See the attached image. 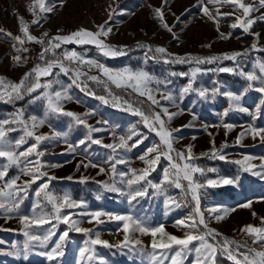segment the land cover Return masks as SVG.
I'll return each instance as SVG.
<instances>
[{
	"label": "rangeland",
	"instance_id": "374dc122",
	"mask_svg": "<svg viewBox=\"0 0 264 264\" xmlns=\"http://www.w3.org/2000/svg\"><path fill=\"white\" fill-rule=\"evenodd\" d=\"M243 2L259 9L251 12L250 18L255 19L264 14L260 0ZM30 5L34 7L36 16L29 11ZM45 5L52 11L41 12L34 0H0V29L22 36L18 18L23 17L29 24L31 35L40 38L47 32L48 37L45 38L47 40L56 35H68L80 28L95 32L99 25H105L106 28H111V33L102 39L114 48L122 49L125 54L105 56L94 45L67 43L49 51L44 60H41L40 53L46 45L26 42L24 47L28 48V51L18 53L16 48L20 45L0 33V77L5 78L7 82L19 83L24 74L37 64L43 65L45 61H53L61 57L63 52L72 50L86 60H96L113 71L129 69L147 72L153 78L149 86L153 90H158L154 91V95L160 100L161 105L167 107L170 113H177L170 122H167L169 129H178L173 132L175 151L171 155L175 159L177 152L186 153L187 146L191 145L196 158L190 163L204 169V174L195 173L194 179L204 185L199 189V198L201 210L208 220L209 227L221 234L217 237L218 240L222 241L223 237H227L239 243L247 241L248 247L264 250L259 244H252L253 237L240 231L249 224L262 226L264 140L260 135L253 138L249 133L237 143V137L246 129H264V93L255 90L261 86V82L259 80L249 82L240 75L241 70L245 73L255 71L258 76L262 75L255 65L257 61L264 63V51L252 50V45L256 44L258 49L264 48V20H256L250 32L244 33L241 28H231L235 16L242 15V10L237 11L234 6L228 4H211L208 0H203V4L201 0H45ZM204 6H207L213 15H216V9H219L221 14H231L217 17L219 31L217 24L203 14ZM157 8L162 9L164 22L172 28V32L162 27L160 19L155 15ZM34 18H39L38 25L31 24ZM220 33H231V36L228 39H221ZM138 44L148 45L153 50L156 47H164L171 57H222L226 53H243L245 50H248V54L237 57L236 60L221 59L212 63L197 64L194 61L164 63L162 54L148 52L147 48H140ZM16 55L25 58L26 63H16L13 60ZM65 64L72 69L78 68L86 75H82L77 84H73L74 73L64 75L59 69H54V73L59 74L42 78L41 83L59 80L60 83H53L52 90L67 89L72 97L71 100L61 101L63 109L80 115L88 125L100 129L93 132L92 137L101 140L102 143L95 144L86 140L85 144H79L80 140L86 138L88 129L84 125H77L72 117L51 113L45 117L46 101L36 99L41 96L44 89L24 93L22 99H14L11 102H8L7 97L0 100V121L12 119L18 111H23L25 120L31 116L45 119L44 125L36 131L37 134L50 137L39 146V150L43 152L39 157L41 171L47 173V176L31 184L26 194H20L23 199L18 209L11 213L0 210V264H171L170 258L174 252L159 247L154 250L151 247L153 237L141 235L139 232L129 234L130 242H125L128 245L126 247L92 245L93 259L90 261L81 259L80 249L85 247V241L89 240V236L95 238L96 232L99 233L101 240L108 241L110 245L124 241L121 222L103 216L102 224L88 223L89 217L80 215L81 212L103 211L112 216L131 215L150 226L163 225L166 233L182 238L187 229L178 225L177 221L185 220L192 213L194 202L191 201L190 194L185 195L181 189L164 181L163 170L169 167V161L163 157L147 177L152 184L162 186L161 192H157L144 181L142 185L147 189V194L129 203L127 195L110 192L102 187V182L115 183L116 187L126 193L127 185L121 183V180H126L127 177H121L120 174L128 173L129 168L146 167L139 157L147 148L159 143V138L144 125L141 117L127 112L126 102L138 107L145 114L150 110L160 111V108L152 106L150 109V102L146 101L145 97L139 96L131 89L117 88L95 67L89 68L87 65L68 61H65ZM194 68L200 69L194 82L197 91L182 96L181 89L189 82ZM222 68H231L233 71H220ZM181 73L188 75L182 76ZM89 76H97L99 81L90 80ZM249 83L253 85L251 88ZM200 90L206 92V97L199 96ZM93 92L95 97L92 98ZM159 92L171 93L173 100L160 99ZM229 92L239 96V100H231L225 95ZM99 97H104L108 103H104ZM241 108L247 111H241ZM225 124L232 125V129L230 131L225 129ZM11 127L16 128V131L9 132L6 139L14 151L19 153L34 143L32 138H27L25 144L16 148L15 141L23 136L24 132L20 125ZM121 136L125 139L132 136L128 141L129 145L137 139H141L142 143L134 148L117 149L115 154L111 149L103 147L104 144L119 143ZM213 141L219 154L226 157L225 160L212 157ZM225 144L227 147L221 149V145ZM68 145H72L76 149L75 152L70 151ZM205 153L206 155H202ZM109 155H114L115 159L109 161ZM245 156L251 157L249 163L256 166L252 171H244L241 165L232 162L243 160ZM28 159L34 161L37 157L33 155ZM115 160H124L126 163L116 164V173L113 174L111 168ZM81 161L85 163L91 161L98 167L81 166L78 169L77 164ZM177 162L182 165L185 161ZM5 165H8L7 158L0 157V170H6V176L0 180V186L18 175L20 176L18 184L29 179L20 173L23 163L19 166L8 165L6 169ZM100 167L105 169L103 173L99 172ZM253 171L261 174L253 175ZM171 172L170 169V175ZM53 176L56 179L51 180L47 191L56 197L68 195L74 201L82 202V207L65 208L62 214H70L72 219L80 221L79 226L82 228L93 229L89 235L71 230L69 225L54 219L51 224L31 226L30 229L21 223V217L31 219L40 215L49 217L54 215L52 206L44 199L43 193L40 197L36 196L40 184ZM82 177L87 179L82 182ZM223 179H231L234 183H217L216 186L207 183L208 180ZM181 183L186 189L187 181L181 180ZM168 197L174 198L180 207L175 205L166 207L164 201ZM247 202H251L250 208L240 206ZM214 207L235 211H230L226 218L218 222L212 218L213 214L207 211ZM50 229L55 235L43 246L38 242H29L24 235L25 231H30L31 234L43 238ZM199 230L203 231V226H199ZM64 232L68 235L62 242L63 255L49 261L47 253L60 242L59 237ZM135 240L141 243L137 245L134 243ZM156 240L158 242L163 240L166 243L167 237L158 233ZM26 242L29 243L27 250ZM197 244L198 242L194 241L192 246ZM231 247L235 248L234 245ZM245 251L246 248L240 249L242 253ZM153 253L155 259L152 258ZM194 258L195 253H191L182 264H193ZM217 264H234V261L226 255H218Z\"/></svg>",
	"mask_w": 264,
	"mask_h": 264
},
{
	"label": "snow or ice",
	"instance_id": "6c2138e0",
	"mask_svg": "<svg viewBox=\"0 0 264 264\" xmlns=\"http://www.w3.org/2000/svg\"><path fill=\"white\" fill-rule=\"evenodd\" d=\"M211 4H228L235 7V10H242V15L235 16V22L231 24V28H241L244 33H249L253 24L256 23V20H264V14L255 19L250 18V13L253 11H259L258 8H254L251 5H247L243 2V0H208ZM34 3L39 6L41 12H51L52 9L50 7H46L45 0H34ZM201 4H203V0H201ZM260 6L264 7V0H260ZM203 14L213 22L217 24V31H219V20L217 17L224 15H231L230 13L219 12V9H216V15H213L207 6L203 7ZM29 11L33 12V15L36 16V12L33 6H29ZM155 15L158 19H160L162 27H164L168 32H172V28L164 22V13L162 9H155ZM19 30L22 33L21 35H13L10 32H5V30L0 29V33L10 37L14 41H16L20 47L16 48V51L20 53L21 51L27 52L28 48L24 47L26 42H35L37 44L46 45L43 51L40 53V59L44 60L45 55L49 51H53L54 49H58L61 47V44L67 43H76L80 45H94L99 51L102 52L105 56H117L124 55V51L122 49L114 48L113 46L105 43V40L102 38H107L111 33V28H106L105 25H99L98 30L93 32L84 28H80L77 31H74L68 35H56L51 37L50 39H45L48 37V33L45 32L40 38L33 36L29 31V24L23 19V17H19ZM40 23L39 18H34L31 21L32 25H38ZM231 33L224 34L220 33L221 39L230 38ZM140 48H147L148 52H155L158 54H162L164 63H189L195 62L197 64L201 63H212L221 59H229L236 60L237 57L242 55H247L248 50H245L243 53L241 52H232L230 54H224L221 56H211V57H171V54L167 53V50L164 47H156L154 50L145 44H138ZM210 47L211 45H207ZM15 47V45H14ZM252 50L264 51V48H257L256 44L252 45ZM13 60L16 63L24 62L26 63V59L22 58L21 55H16L13 57ZM65 61L69 63H78L79 65H87L89 68L95 67L101 72L107 80L114 84L117 88H125L131 89L133 92L137 93L139 96L145 97L146 101L150 102V109L152 106H156L160 108V111L150 110L148 114H145L144 111L140 109H132L131 106L129 108L133 111V114L141 117L144 125L151 131L154 132L155 135L159 138V143L153 145L146 149V151L139 157V159L146 165V167L142 169L129 168L128 173H121V177H127L126 180L122 179L121 183H125L127 185L128 191L125 193L121 188L116 187L115 183L109 184L107 182H102V187L110 192L121 193L122 195H127L129 197V203L136 200L137 197H142L147 194V189L143 187L142 182L147 181V184L156 189L157 192H161L162 186L157 184H152L150 180H147L148 175L151 171L155 170V166L159 163L161 158H165L169 161V167L164 168L163 170V179L167 183H171L177 189H181L185 195L190 194L191 201L194 202L192 213L185 219L177 221L178 225L183 226L187 229L182 238H178L174 235H170L165 232L163 225L158 226H150L138 218H135L131 215H116L112 216L111 214L105 213L103 211H91V212H81L80 215L89 217L88 223L95 222L97 225L104 223V220L101 219L103 216H108L110 220H115L121 222V227L124 233V241L118 243L117 245H110L108 241L101 240L99 238V233H95V238H91L89 236V240L85 241V247L80 249L81 259L92 260L93 252L92 245H104L106 247H126L128 246L125 242H130V233L139 232L141 235H151L153 237L151 247L155 250L157 247L162 249H167L169 251H173L174 255L171 256V264H182V261L187 258V256L191 253H195V258L193 264H217V256L218 255H226L229 259L234 261V264H264V250H256V248L248 247L247 241L244 243H239L235 240H231L227 237H223V240H218L217 237H220L221 234L217 232L215 229L209 227L208 220L204 215V212L201 210L200 198H199V189L204 187L203 184L198 183L194 179L195 173L204 174V169L195 166L190 161L194 160L192 152V146H187L186 153L185 152H177L176 158L174 159L171 155L172 152L175 151L173 148L174 137L173 132L178 131V129H169L167 127V122H170L177 113H170L167 107L161 105L160 100L156 98L154 95V91L149 85L152 83L153 78L145 71H131L129 69H124L121 71H113L105 65L99 63L96 60L85 59L76 51H65L62 53L61 57H57L53 61H45L43 65L37 64L34 66L29 72L25 73L21 78L19 83H11L7 82L5 78L0 77V100L7 97L8 102H11L14 99H22L24 93H33L38 89H44L41 96L36 97V99H44L46 101V112L45 117L49 113L51 114H60L64 116L72 117L77 125H84L87 129V135L85 139L79 141V144H85L86 140L91 141V143L101 144V140L93 139L92 133L100 131V129H96L87 124L86 120L82 118L80 115L68 112L63 109L62 100H71L72 97L68 94L67 89L62 90H52L53 83H60L59 80H51L45 83H41L42 78H46L49 76L58 75L59 73H54V69H59V72H62L64 75H69L70 73H74V78L72 79L73 84H77V81L80 79L82 75H86L79 71V69H72L69 66H66ZM256 68L259 69V72L262 75H257L255 71L245 73L241 70L240 75L244 76L246 80L249 82L259 80L261 82V86L257 87L255 90L264 93V63L257 61ZM200 71L199 68H194L191 72V76L189 82L186 86L181 89V95L188 94L190 92H195L197 89L194 87V82L196 78V74ZM220 71L231 72L233 69L231 68H222ZM175 75V73H173ZM182 76H187L188 73H181ZM88 79L93 81H99L97 76H89ZM160 83V82H157ZM79 86V85H77ZM253 85L249 83V87L251 88ZM86 87V86H85ZM199 96L204 98L206 97V92L204 90H200L198 92ZM160 99L165 101H172L173 97L171 93L159 92ZM231 100H239V96H235L232 93H225ZM104 103H108V101L104 97H99ZM241 111H247V109H240ZM227 113H225L226 115ZM166 118V119H165ZM45 119H38L36 116H31L28 120L24 119L23 111H18L12 119H6L0 121V157L7 158L8 165H21L23 163V167L20 168V173L23 176L29 177L28 180H24L22 184H18L17 181L20 180V176H16L11 180L5 181L2 186H0V210H3L6 213H11L14 210L18 209L20 206V202L23 197L20 195L21 193L27 192L28 188L31 184L36 183L37 180L42 179L47 176V173L41 171L42 164L39 160V157L43 155V152L39 150V146L42 142L50 139L49 136L44 134H37V129L44 125ZM12 125H20L22 126V130L24 135L21 136L18 140L15 141V147L19 148L21 145L27 142V138H32L34 143L29 145L24 151L17 153L12 149V145L6 139L7 134L12 131H16V128L11 127ZM8 126V127H5ZM225 129L231 130L232 125L225 124ZM251 133L253 138L257 135L261 136V139L264 140V129H256L249 128L244 132H241L237 137V143H239L242 138ZM133 135H138L137 133H133ZM211 135V134H210ZM132 139V136L125 137L121 136L119 138V143L117 144H104L103 147L106 149H111V152L115 154L117 149H128L134 148L140 143H142L141 139H137L133 144L129 145L128 141ZM227 147V145H221V149ZM68 149L72 152H75V148L72 145H68ZM35 155L37 157L36 160H29L28 158ZM202 155H206L202 154ZM211 155L213 158H219L220 160H225L226 157L224 155L219 154V151L215 148V143L213 141V148L211 150ZM23 158V160L21 159ZM109 161L115 159L114 155H109ZM251 157L245 156L243 160H235L232 161L238 165L243 167L244 171H252L255 168V165L249 163ZM177 161H185L182 165ZM126 163L124 160H115L112 164V172L116 173V164ZM5 165V169L8 167ZM81 166L88 167H98L97 164L88 161L85 163L81 161L77 164V168L79 169ZM264 167V165H262ZM170 169L172 170L170 175ZM105 169L103 167L99 168V172L103 173ZM208 171H214L213 169H208ZM130 173V175H129ZM253 175H260L261 173L253 171ZM6 176V170H0V180H3ZM56 179V177H48L43 183L40 184L39 189L36 192V196L40 197L43 193L44 199L51 204L54 215L49 217L48 215H40L35 218L29 217H21L20 221L25 226V228H31V226H39L43 224H51L52 220H56L58 222H62L64 224L69 225L71 230L82 232L85 235H89L93 232L91 228H82L80 227V221L72 219L70 214H62V210L80 208L82 207V202L74 201L70 196L64 195L63 197H56L55 195L49 193L47 191L49 187V183L51 180ZM68 179H72V177H68ZM87 179L86 177H82L81 181ZM181 180L187 181V187L181 183ZM208 185L216 186L217 183L223 184H232L234 183L231 179H223L222 181H213L208 180ZM140 186V187H134ZM165 206L168 207L170 205H175L176 207H180V204L172 197H168L164 201ZM244 208H250L251 202L244 203L240 205ZM37 207H39V202L37 203ZM212 215V218L216 221H221L229 215L230 211H235V209L228 210L223 208H211L207 210ZM255 216V213H253ZM262 226H253L251 224L245 225L240 229L242 233H246L247 235L253 237L252 244H259L261 248H264V218H261ZM199 226H203V231L199 230ZM55 225H53V228ZM161 234L164 237H167V242L165 243L163 240L157 241V234ZM24 235L28 238L29 242H38L41 246L45 245L51 236L55 235V232L51 229L48 234L43 236V238L39 235L31 234L30 231H25ZM68 235L67 232H64L60 237L58 243L51 249L50 252L47 253V258L49 261H53L57 256L63 255L61 251L62 242L65 237ZM198 242L197 245L192 246L193 242ZM135 244H140L139 240L134 241ZM235 246V248L231 246ZM175 246V248H174ZM29 248V243H25V250ZM241 248H246L245 252H240ZM12 253H9L11 255ZM242 257V259L240 258ZM152 258L155 259V254H152ZM167 258V257H166Z\"/></svg>",
	"mask_w": 264,
	"mask_h": 264
},
{
	"label": "built area",
	"instance_id": "2783aa9c",
	"mask_svg": "<svg viewBox=\"0 0 264 264\" xmlns=\"http://www.w3.org/2000/svg\"><path fill=\"white\" fill-rule=\"evenodd\" d=\"M91 97L93 98V97H95V93L93 92L92 93V95H91ZM111 104V103H110ZM112 105V104H111ZM126 105L128 106V110H127V112L128 113H132L133 114V111L129 108V106H131V108L132 109H136V108H138V107H136V106H134V105H132V104H128V102H126ZM113 106V105H112ZM124 107V106H123ZM114 108V107H113ZM139 109V108H138ZM135 115V114H134Z\"/></svg>",
	"mask_w": 264,
	"mask_h": 264
}]
</instances>
